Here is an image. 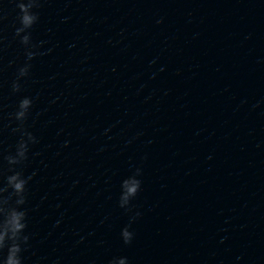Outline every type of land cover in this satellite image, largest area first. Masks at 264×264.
Here are the masks:
<instances>
[{"label": "clouds", "instance_id": "1", "mask_svg": "<svg viewBox=\"0 0 264 264\" xmlns=\"http://www.w3.org/2000/svg\"><path fill=\"white\" fill-rule=\"evenodd\" d=\"M39 6V0H18L17 7L19 9V27L15 29V35L20 37V42L26 46L30 45V33L27 30L37 22L38 15L32 11L33 8ZM23 34V35H22ZM32 47H35L34 45ZM26 57L28 60L33 59L38 53L28 49L26 50ZM31 65L25 64L19 68L17 75V82L12 85L13 91H19L20 85L18 83L21 77L28 75ZM32 105V100L28 97L21 99L18 109L15 112V119L20 122V127L14 131L22 133L21 139L16 145L15 155H8L5 157L9 165H21L27 159L28 144L34 143L35 137L31 133L23 130V122L27 119L29 109ZM27 137L25 140L24 137ZM13 174L6 178V185L0 187V253L4 249L8 250V254L3 257L2 264H22L21 252L22 245L26 244L29 237L24 235V230L27 228L25 210H21L20 206L26 202V185L31 177H24L22 171H15L10 169ZM139 174V170H137ZM122 193L120 196V206L124 207L129 203L131 198L135 197L140 188V181L138 179L126 178L122 182ZM11 189V192H9ZM8 193L7 196L2 195ZM13 198H15L13 203ZM10 232L11 243L5 244V233ZM122 238L126 244L130 243L133 237L127 227L122 230ZM114 264V262H112Z\"/></svg>", "mask_w": 264, "mask_h": 264}]
</instances>
